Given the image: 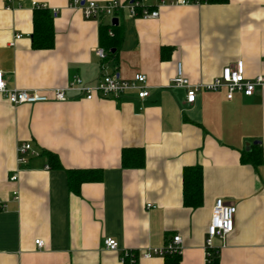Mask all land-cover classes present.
<instances>
[{
    "label": "crops",
    "instance_id": "obj_1",
    "mask_svg": "<svg viewBox=\"0 0 264 264\" xmlns=\"http://www.w3.org/2000/svg\"><path fill=\"white\" fill-rule=\"evenodd\" d=\"M68 1L13 0L6 9L0 0L6 86L48 91L74 77L94 85L104 73L127 80L142 73L148 96L130 90L117 99H86L66 89L62 101L14 105L0 94V264H122L123 250L138 255L174 235L182 239L179 256L139 257L136 264H204L216 198L236 212L215 264H264V84L231 99L225 88L200 89L193 103L185 88L170 87L178 63L192 84L211 82L237 60L245 78L264 79V0H139L158 15L118 12L122 41L105 60L94 49L102 47L100 22L109 17L85 19ZM32 2L57 10L51 47L32 46ZM25 142L40 154L19 163L17 148ZM132 147L144 152L140 168L121 166V150ZM254 148L262 151L257 167L241 160ZM193 165L202 169L196 208L182 198V172ZM71 169H97L100 177L74 193ZM105 237L119 248L106 249Z\"/></svg>",
    "mask_w": 264,
    "mask_h": 264
},
{
    "label": "built area",
    "instance_id": "obj_2",
    "mask_svg": "<svg viewBox=\"0 0 264 264\" xmlns=\"http://www.w3.org/2000/svg\"><path fill=\"white\" fill-rule=\"evenodd\" d=\"M6 2L5 8L10 9V2L13 0H2ZM186 0H171L170 4L186 3ZM164 3V0H161ZM33 7L46 8L44 3L32 2ZM68 6L79 9L85 19H100L116 17L120 11H126L129 17L141 16L143 18H154L158 15L157 10H149L142 5L139 0H130L122 2L120 0H108L99 3L94 0H69ZM56 9H52V13L56 14ZM17 34L15 37H19ZM94 53L102 60H105L106 53L102 47L94 49ZM264 84L262 76H257L255 79H247L243 74L242 61L237 60L231 65L225 66L220 74L211 82L205 84H192L187 77L182 74L181 64H177V72L170 79V87H183L186 89L185 100L188 103H193L196 99V93L200 89L217 90L220 88L226 89V96L231 99L235 92H242L245 95H251L256 85ZM75 89L82 92L86 99L112 98L117 99L126 92L135 91L136 96L144 98L148 96L146 76L142 73H136L132 79H121L115 74L104 73L94 85H85L79 77H74L65 87H56L46 90H28L19 88H8L3 79V74L0 71V94H2L10 103H34L41 101L65 100V90ZM18 162L24 163L29 157L39 156V151L31 146L30 143H22L17 148ZM48 168V165H45ZM12 180L16 179L13 174ZM151 206L150 203L146 207ZM236 207L232 203H227L221 198H216L212 207L211 220L207 226V235L204 241V264H214L217 258L218 251L225 246L226 237L232 232L234 227V215ZM217 238L220 241L218 246L213 245V239ZM37 247L43 245L41 239H36ZM103 246L106 249L116 251L119 248L118 241L112 237L103 239ZM182 239L179 235H174L170 240L165 242L160 247L148 248L141 254H135L129 250H123L120 254L122 264H136L139 257L150 258L154 256H179L182 253Z\"/></svg>",
    "mask_w": 264,
    "mask_h": 264
},
{
    "label": "trees",
    "instance_id": "obj_3",
    "mask_svg": "<svg viewBox=\"0 0 264 264\" xmlns=\"http://www.w3.org/2000/svg\"><path fill=\"white\" fill-rule=\"evenodd\" d=\"M221 3L226 0H192ZM52 12L47 8L33 7L32 46L34 48L51 47L53 44ZM123 30L118 25L100 22L99 41L106 51V56H113L120 48ZM51 161L58 166L57 159L50 155ZM121 166L140 168L144 165V152L142 148H123L120 155ZM241 160L249 162L254 167L262 163L261 149L254 148L242 153ZM68 188L78 193L81 183L98 180L100 172L97 169H71L67 170ZM182 198L186 207L196 208L202 203V169L200 165L184 167L182 172ZM216 261V259H215ZM214 261V264H215Z\"/></svg>",
    "mask_w": 264,
    "mask_h": 264
},
{
    "label": "water",
    "instance_id": "obj_4",
    "mask_svg": "<svg viewBox=\"0 0 264 264\" xmlns=\"http://www.w3.org/2000/svg\"><path fill=\"white\" fill-rule=\"evenodd\" d=\"M111 23H112V25H117L118 24V19L116 17H113L111 19Z\"/></svg>",
    "mask_w": 264,
    "mask_h": 264
}]
</instances>
